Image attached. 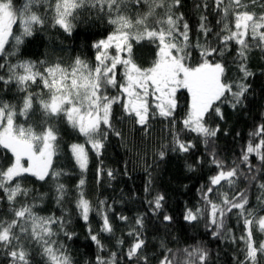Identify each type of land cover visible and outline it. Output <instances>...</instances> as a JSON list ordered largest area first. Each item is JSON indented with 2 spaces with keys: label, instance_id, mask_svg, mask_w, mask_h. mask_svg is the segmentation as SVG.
<instances>
[{
  "label": "snow or ice",
  "instance_id": "obj_1",
  "mask_svg": "<svg viewBox=\"0 0 264 264\" xmlns=\"http://www.w3.org/2000/svg\"><path fill=\"white\" fill-rule=\"evenodd\" d=\"M183 7V0H24L19 7L0 0V93L13 88L17 93L15 103L0 96V258L5 264H80L66 244L76 235L73 213L89 225L88 239L97 250L85 264H213L206 243L179 246L170 233L154 245L158 252H149L150 225L167 230L174 223L165 194L154 191L153 172L170 154L187 155L200 146L204 151L196 164L206 156L214 171L198 189L197 203L185 208L184 222L203 224L211 239L231 247L233 264H264V239L257 240L264 234V113L235 159L218 150L221 125L215 122L225 121V106L248 107L255 76L249 56L253 50L264 53V0H198L195 36ZM49 13L52 25L68 36L80 23L112 26L92 45L94 63L79 56L70 67L12 62ZM145 44L154 48L148 66L134 55L135 46ZM230 66L237 78H229ZM32 85L42 87L36 91ZM182 94L187 96L183 104ZM37 112L39 122L33 119ZM61 122L84 138L68 146L81 174L74 188L66 183L73 171L57 165ZM114 122H129L145 135L159 122L169 137L156 146L150 162L145 160L141 202L146 210L132 218L117 212L110 197L93 201L86 188L90 153L98 161L97 184L105 176L117 179L114 170L103 167L110 135L123 138ZM239 137L236 133L234 140ZM251 187L260 192L255 205ZM93 215L99 217L98 231L89 223ZM114 220L127 227L126 233L116 235ZM105 239L114 243L106 245Z\"/></svg>",
  "mask_w": 264,
  "mask_h": 264
},
{
  "label": "trees",
  "instance_id": "obj_2",
  "mask_svg": "<svg viewBox=\"0 0 264 264\" xmlns=\"http://www.w3.org/2000/svg\"><path fill=\"white\" fill-rule=\"evenodd\" d=\"M13 2L19 7L24 3V0H13ZM197 2L198 0H183L184 7L180 9L185 13V18L192 28L193 36L196 35V28L199 23V12L194 8V4ZM256 11H260L259 7ZM46 16L45 26L38 29L33 37L25 39V43L20 46V50L17 56L12 58V62H19L22 59L37 63L38 67L41 63L45 66L59 63L65 67H70L78 56L89 63L95 62L96 50L92 45L100 39L106 38L112 26L99 21L80 23L73 35L68 36L61 29L52 25L50 13ZM210 19L213 23L215 22L214 17H210ZM9 50H12L11 47H9ZM134 55L138 63L148 66L154 59V48L148 44L144 46L137 45L134 48ZM248 63L255 76L249 81L252 85V93L248 99L247 109L233 111L225 106L223 109L225 121H215L221 125V134L217 140L218 150L222 156H227L229 159H235V153L247 141L248 134L254 129L255 124L260 122L261 113H264V53L253 50L250 53ZM0 74H3V70H0ZM238 76L239 73L236 71L235 66H230L229 78L234 79ZM41 87L42 85H32V88L36 91H39ZM0 96L15 103L13 97L17 96V93L13 88L11 92L6 94L0 93ZM186 99V94H182L181 103L183 104ZM115 112L117 116L120 115L118 106L115 108ZM33 119L39 122V112ZM114 123H116L117 129L122 131L123 138L110 135L103 156V167L114 170L117 173V179L109 181L105 176L102 178L101 184H97L98 161L95 155L90 153L89 167L84 174L86 188L93 201L97 197L101 199L110 197L109 203L115 202L117 212H122L132 218L146 210L145 205L141 202L146 196L143 191L147 179L144 171L145 160L150 162L156 146L160 143H167L169 137L165 125L159 122H154L150 135L137 131L129 122ZM60 128L63 134V145L57 165L63 166L65 170L73 171V175L66 178V183L69 188H74L81 174L73 166L74 162L70 159L68 146L76 142L84 143V138L79 137L64 122L60 123ZM224 131H227L228 135H224ZM236 133H240V137L234 140ZM203 151V147L200 146L196 152L187 155L170 154L169 158L153 172L154 191L165 194V210L174 217V223L168 225L167 230L163 225H156L155 227L150 225L149 240L151 243L149 244V252H158L159 250L155 249L154 245L158 244L162 238H170V233L178 238L179 246H184L185 242L188 244L200 241L206 243L213 253V264H233L234 252L231 247L211 239L207 235L203 224L193 227L183 220L185 208L192 207L197 203L198 189L201 185L207 183L208 176L214 171L207 162L206 156L204 157V163L196 164V157L201 155ZM188 165H192L195 171L190 170ZM124 171H127V175L123 174ZM109 184L111 187H109ZM259 194L260 192L256 187H251L249 197L253 205L258 204L256 196ZM46 208L54 210V205L47 204ZM89 223L94 231H98L99 217L93 215L90 217ZM88 227V224H85L73 213L71 229L74 230L76 235L73 240L66 241V244L74 259L79 260L80 264H85V261H92L95 254H97L95 245L88 239ZM114 227L117 229V236L127 231V227L119 220H114ZM261 239H264V234H257V240ZM104 242L109 246L114 243V241L107 239ZM0 264H5L3 258H0Z\"/></svg>",
  "mask_w": 264,
  "mask_h": 264
}]
</instances>
